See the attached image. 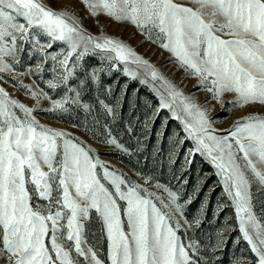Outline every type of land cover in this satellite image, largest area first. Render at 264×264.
I'll return each mask as SVG.
<instances>
[{
	"label": "snow or ice",
	"instance_id": "obj_1",
	"mask_svg": "<svg viewBox=\"0 0 264 264\" xmlns=\"http://www.w3.org/2000/svg\"><path fill=\"white\" fill-rule=\"evenodd\" d=\"M82 2L92 17L104 14L116 22L130 23L147 40L168 51L178 67L196 77L198 86L222 109L230 111L228 105H264V0H188L195 7L175 0ZM40 35L48 41L41 42ZM21 41L32 44L29 56L40 52L54 61L52 71L56 75L47 81L53 90L61 84L67 87L79 62L89 55L99 56L111 67L116 62L124 64V74L139 78L141 84L149 77L159 82L163 91L153 85L159 108L145 120L143 134L147 137L150 130L148 121L167 108L185 132L182 139L178 135L170 138L173 147L187 140L193 142L185 163L190 166L199 153L216 170L221 196L229 203H218L214 215L231 206L238 230L255 256L254 264H264V115L252 113L238 118L225 135H217L210 109L185 95L124 41L104 35L102 29L99 36L90 34L74 13L55 11L44 0H0V74L12 73L20 62L19 54L24 51ZM54 41L65 47L57 53L45 52ZM34 71L42 73L43 65L37 63ZM99 71L93 70L92 82L97 81ZM84 83L80 81L81 86ZM19 86L37 103L26 107L0 88V258L6 259V264H81V258L83 264H104L92 247H85L84 221L90 209H95L102 221L110 264H208L200 244L189 237L186 245L178 234L185 225L187 231L203 222L200 215L189 220L185 213L186 206L200 193L199 184L183 203L178 192L157 182L155 188L167 193L166 197L158 196L124 173L118 174L70 133L40 124L33 112L40 99L50 97L43 90L38 95L29 86ZM226 93H233L234 98L225 101ZM68 102L67 96L52 100V108L45 111L67 112ZM100 104L115 120L116 108L104 100ZM119 105L117 98V108ZM82 107L87 112L91 106ZM105 128L102 142L131 155L107 125ZM128 131L133 132L131 125ZM162 135L156 132L158 138ZM137 145L141 151L139 140ZM175 155L170 153V163ZM137 175L146 184L151 180ZM183 182L188 183L186 179ZM205 204H201L200 213H204ZM216 237V244L211 246L214 257L226 244L222 232Z\"/></svg>",
	"mask_w": 264,
	"mask_h": 264
},
{
	"label": "rangeland",
	"instance_id": "obj_2",
	"mask_svg": "<svg viewBox=\"0 0 264 264\" xmlns=\"http://www.w3.org/2000/svg\"><path fill=\"white\" fill-rule=\"evenodd\" d=\"M175 2L195 7L188 3V0H175ZM44 3L55 11L67 10L74 13L80 18L82 26L94 36L101 35L102 29L104 35L118 38L130 45L137 54L148 60L159 73L175 84L185 95L192 96L196 103L210 109L209 116L215 121L213 127L216 129L217 135H225V130L230 129L238 118L252 113L264 115V105L260 104H247L243 107L228 105L227 107L231 108L230 111L222 109L219 103L211 99L210 93L198 86L196 77L186 75L184 69L178 67L174 58H170L171 54L168 51L147 40L132 24L116 22L104 14L92 17L82 0H44ZM38 39L46 43L49 38L40 35ZM20 43L24 45V51L19 54L20 62L14 65L12 73L0 74V88L9 94L11 99L33 108L37 103L36 98L31 97L30 92H26L19 85L29 86L30 90L37 92L38 95L40 90H43L50 99H40L39 107L33 112L40 124L70 133L92 148L101 161L110 165L112 169L118 170V174L124 173L137 184L147 187L151 192H156L158 196L166 197L167 193L162 189L155 188L157 182L178 192L181 196L180 202L183 203L199 184L200 193L190 205L186 206L185 213L189 220L200 215L203 222L200 227H193L187 231L186 225L181 227L178 234L183 243L187 245L189 237L197 241L208 264H233L234 260H238V264H248V261L251 260L254 264L255 256L238 230L234 209L231 206L225 207L218 216L214 215L218 203L223 205L229 201L226 196H221L222 186L217 182L218 177L212 164L199 153L195 155L190 166L185 163V154L193 143L191 140H187L182 146L173 147L170 138L178 135L182 139L185 136L180 122L173 119L169 110L164 108L153 120L148 121L150 130L147 132V137L143 134L146 131L145 120L152 117L159 108L160 99L153 88L155 85V88L163 91L159 82H153L149 77L147 83L141 84L139 78L134 79L124 74V64L116 62V66L111 67L109 62L101 61L99 56L89 55L79 62V67L75 69L67 87L61 84L60 87L53 90L48 87L47 81L56 75L52 71L54 61L50 58L45 59L40 52H32V55L29 56L32 44L26 41ZM62 47H65L62 42L54 41L52 48L45 49V52L57 53ZM6 59L10 61V58ZM37 63L43 65L42 73L34 71ZM30 68L33 69L31 73L28 71ZM94 69H100L95 83L91 81ZM57 71H60L59 66H57ZM81 80L85 82L83 86L80 84ZM68 87L74 90L68 92ZM77 92L79 96H77ZM65 96L69 101L65 105L68 108L67 112L45 111V109L52 108V100H59ZM117 98H120L118 108L116 106ZM233 98V93H226L223 96L225 101H230ZM73 100H78V103H73ZM100 100H104L106 104L116 108L118 116L115 120L107 115ZM83 104L91 106L89 111L86 112L83 109ZM15 111L21 114L19 109H15ZM106 125L118 141L129 148L131 155L102 142L106 134ZM129 125L133 132L128 131ZM158 131L163 132L159 138L156 136ZM92 132L97 133L95 138ZM137 140L143 145L141 151H137ZM172 152H175L176 155L174 162L170 163L169 157ZM189 158L192 159L191 156ZM182 166L184 171H182ZM137 173L144 177H150V182L146 184L145 180L139 178ZM178 176L183 178L177 180L175 177ZM184 179L188 181L187 184H184ZM211 189L215 190L210 192ZM252 191H256L255 187ZM206 196L208 199L205 204ZM36 202L48 203L47 201H33V203ZM201 204H205L204 213H200ZM64 223L66 224V221ZM84 223V235L87 241L85 247H92L104 264H110L107 259L106 232L103 230L102 221L95 209L89 210V218ZM124 223L126 225V218H124ZM218 231L223 233L226 244L222 252L215 253V257H219V260L216 261L211 246L216 244ZM48 239L46 237V243ZM0 264H6V259L0 258ZM81 264H83V258H81Z\"/></svg>",
	"mask_w": 264,
	"mask_h": 264
}]
</instances>
